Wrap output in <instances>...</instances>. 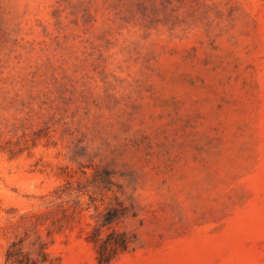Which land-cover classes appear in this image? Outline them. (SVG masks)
Instances as JSON below:
<instances>
[{
	"label": "rangeland",
	"instance_id": "1",
	"mask_svg": "<svg viewBox=\"0 0 264 264\" xmlns=\"http://www.w3.org/2000/svg\"><path fill=\"white\" fill-rule=\"evenodd\" d=\"M113 231L111 264H264V0H0V264Z\"/></svg>",
	"mask_w": 264,
	"mask_h": 264
},
{
	"label": "trees",
	"instance_id": "2",
	"mask_svg": "<svg viewBox=\"0 0 264 264\" xmlns=\"http://www.w3.org/2000/svg\"><path fill=\"white\" fill-rule=\"evenodd\" d=\"M122 217L123 213L120 209L113 207L109 208L102 216L103 220L99 228L110 226ZM97 241L98 264H111L119 254L126 252L132 243L126 233H118L116 231L109 233L104 239L98 238ZM45 247V245L40 246V251L38 252L39 258L35 259L31 254L23 251L20 242L14 241L7 252V264H44L47 262L48 256Z\"/></svg>",
	"mask_w": 264,
	"mask_h": 264
}]
</instances>
